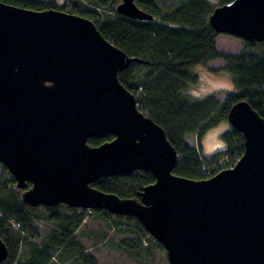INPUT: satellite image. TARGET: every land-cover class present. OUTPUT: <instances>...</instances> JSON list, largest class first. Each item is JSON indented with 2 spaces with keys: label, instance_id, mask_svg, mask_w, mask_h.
<instances>
[{
  "label": "water",
  "instance_id": "obj_1",
  "mask_svg": "<svg viewBox=\"0 0 264 264\" xmlns=\"http://www.w3.org/2000/svg\"><path fill=\"white\" fill-rule=\"evenodd\" d=\"M115 9L153 18L135 0ZM208 20L220 33L260 41L264 0H231ZM136 59L86 16L0 0V162L24 189L23 201L133 215L169 264H264V118L238 99L227 112L244 139L234 166L198 179L176 174L175 147L118 79ZM138 168L154 176L139 199L92 185ZM6 255L0 237V262Z\"/></svg>",
  "mask_w": 264,
  "mask_h": 264
},
{
  "label": "trees",
  "instance_id": "obj_2",
  "mask_svg": "<svg viewBox=\"0 0 264 264\" xmlns=\"http://www.w3.org/2000/svg\"><path fill=\"white\" fill-rule=\"evenodd\" d=\"M32 9L57 8L90 18L101 34L136 60L119 70L118 79L134 93L139 110L162 126L178 153L173 172L191 178L206 177L202 165L213 164L228 155L242 154L243 134L228 123L221 132L225 147L202 155L200 138L210 127L227 121L232 103L247 98L264 118V38L260 41L242 39L238 51L220 49L218 32L208 20L212 9L231 0H135L153 15L138 19L116 11L119 0H2ZM221 58L224 64L211 67L225 70L234 90L220 101L215 92L192 98L185 89L197 84L193 67ZM194 133L197 144L187 140ZM88 137L90 145L111 139ZM154 181L148 169H134L129 174L99 177L95 187L114 192L120 197L140 198L143 187ZM31 184L27 182V187ZM23 188L0 162V237L7 255L0 264H99L86 249L79 229L88 215V208L56 205H29L23 201ZM118 226L125 233L116 242L118 248L138 260L150 258L154 248L163 245L150 235L133 215L113 214L104 208L90 209ZM45 229L40 237V229ZM122 227V228H120ZM124 227V228H123ZM102 232L96 241L106 238ZM108 238V237H107Z\"/></svg>",
  "mask_w": 264,
  "mask_h": 264
},
{
  "label": "rangeland",
  "instance_id": "obj_3",
  "mask_svg": "<svg viewBox=\"0 0 264 264\" xmlns=\"http://www.w3.org/2000/svg\"><path fill=\"white\" fill-rule=\"evenodd\" d=\"M62 3L63 0H56ZM217 47L220 49L238 51L242 45V39L228 33H219ZM224 64L223 59L217 58L199 63L193 67L194 72L198 74L197 84L189 85L185 93L192 98H201L205 94L215 92V96L223 101L227 92L234 90V84L230 75L225 70L212 71L211 67H220ZM228 127L227 121H221L219 124L210 127L200 138V152L202 155H209L216 150L225 147V142L221 137L222 130ZM187 140L192 144H197L194 133L187 135ZM89 209V208H88ZM88 215L80 227L79 236L87 246V251L91 253L99 264H169L165 249L154 248L153 255L150 258L142 257L136 259L129 253L118 248L117 241L125 233L118 231L112 221L93 215L88 210ZM122 228V227H120ZM124 228V227H123ZM106 232V238L96 241L102 232ZM44 227L40 229V237L44 236ZM108 237V238H107Z\"/></svg>",
  "mask_w": 264,
  "mask_h": 264
},
{
  "label": "built area",
  "instance_id": "obj_4",
  "mask_svg": "<svg viewBox=\"0 0 264 264\" xmlns=\"http://www.w3.org/2000/svg\"><path fill=\"white\" fill-rule=\"evenodd\" d=\"M241 154H232V160H229L228 155H224V158L218 160L213 164V169L209 165H202V170L205 173L206 177L213 175L215 172L228 167H233L237 160L240 158Z\"/></svg>",
  "mask_w": 264,
  "mask_h": 264
},
{
  "label": "crops",
  "instance_id": "obj_5",
  "mask_svg": "<svg viewBox=\"0 0 264 264\" xmlns=\"http://www.w3.org/2000/svg\"><path fill=\"white\" fill-rule=\"evenodd\" d=\"M219 35V34H218ZM218 35H217V37H218ZM217 37H216V44L218 43V39H217Z\"/></svg>",
  "mask_w": 264,
  "mask_h": 264
}]
</instances>
